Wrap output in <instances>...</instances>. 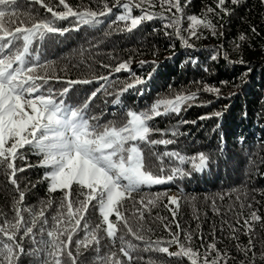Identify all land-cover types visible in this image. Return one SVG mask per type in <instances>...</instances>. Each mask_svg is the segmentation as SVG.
I'll return each instance as SVG.
<instances>
[{
	"label": "trees",
	"instance_id": "1",
	"mask_svg": "<svg viewBox=\"0 0 264 264\" xmlns=\"http://www.w3.org/2000/svg\"><path fill=\"white\" fill-rule=\"evenodd\" d=\"M108 2L111 6L114 0ZM135 2L139 3V0ZM67 3L81 11L98 10L99 7L97 0H67ZM181 3L183 5L185 0ZM206 6L215 7L214 0H191L184 7L181 34L185 39L190 23L187 17L196 15L202 18ZM143 7L157 15L162 13L159 4L155 8ZM225 7L228 14L212 17L217 34L199 28V38L192 37L189 41L192 47H185L176 37L174 28L164 27L168 21L159 18L144 21L129 33L123 30V22L112 23L121 11L114 8L111 14L101 18V24L94 27L84 25L78 31L70 30L63 35L48 34L43 41L34 43L33 59L38 56L40 62L48 63L47 73L60 78L59 81L50 80L46 87L60 89L66 86L67 80H90L89 84L73 85L65 102L80 105L92 92H97L89 105V115L99 117L101 123L120 121L127 110L143 111L158 99L174 98L177 93H195L197 99L185 105L178 115L160 116L150 122L152 127L166 133H153L151 139H167L173 143L140 144L145 159L152 162L153 171H157L159 163L156 155L165 152H178L185 157L203 153L208 157L207 166L202 171H194L190 163L184 164L181 167L190 173L188 176L151 188L142 187L140 193L133 194L135 200L161 194L150 213L145 210L143 226L145 230L151 229L146 231V239L166 241L170 238V229L179 234L181 242H185V234L191 233V246L200 253L214 242L221 252L228 254L227 264H250L253 255L254 264H264V0H240L237 5L226 0ZM54 10H62V6ZM17 11L21 13V20H26L28 13L37 19L51 17V13L35 0H18ZM140 14V9H133L134 16ZM74 23V18L69 17L57 21L56 26L71 29ZM242 35L246 37L243 41L240 40ZM123 61L130 63L132 71L114 72L113 68ZM141 61L145 63L141 65ZM133 73L145 83L123 92L119 96L121 102L114 103L121 89L132 82ZM100 76L109 79L107 82L99 80ZM206 86L219 89V94L204 91ZM22 151L26 160H17L16 166L33 165L17 173L20 190L25 195L23 205L38 211L42 202L51 200L52 207L45 212L51 223L63 193H49L48 181L44 178L49 169L39 166L41 156L27 146ZM164 162L168 165L169 158L164 157ZM173 195L178 198V207L168 204V197ZM13 196H18L14 186L0 174V222L14 215ZM95 203L89 204L80 228L73 235V242L83 239L85 221L89 230L101 222L98 208L93 207ZM249 204L251 208L247 207ZM214 206L219 212L213 211ZM134 207L138 205L134 206L133 200L128 198L121 208L133 231L138 223L133 215ZM168 208L176 209L174 219ZM252 211L262 219L251 221L252 230L248 232L243 224ZM110 220L116 222V217L112 216ZM97 235L101 237V254L107 253L111 242L102 230ZM120 235L140 246L133 256L141 258L134 259L132 264H190L187 257L143 251L145 243L128 233L123 221L117 222V237ZM233 236L237 238L233 239ZM250 239L254 247L245 255L244 249L249 247ZM20 242L26 253L34 247L27 237ZM111 251L117 252L126 264V258L119 253L118 240ZM177 251V245L169 247L170 253ZM95 257L96 253L91 249L84 251L79 264H94ZM38 259L24 254L20 256L19 264H38Z\"/></svg>",
	"mask_w": 264,
	"mask_h": 264
},
{
	"label": "snow or ice",
	"instance_id": "2",
	"mask_svg": "<svg viewBox=\"0 0 264 264\" xmlns=\"http://www.w3.org/2000/svg\"><path fill=\"white\" fill-rule=\"evenodd\" d=\"M214 2L215 7L206 6L202 18L196 15L187 17L190 23L186 29L188 38L185 39L181 34V24L184 7L190 4L191 0H185L183 5L181 0H139V3L135 0H114L111 6L108 0H97L98 10L83 11L74 9L67 0H58V3L56 0H35V3L51 13V17L37 19L34 14L28 13L26 20H21V13L17 11L18 0H0V174L8 178L14 186V191L18 193V196H13L14 215L11 219L5 217L3 222H0V264H19V258L24 254L38 257V264H79V257L89 249L96 253L94 264H125V261L117 256V252L111 251L117 240L119 253L126 258V264H132L134 259L141 258L133 256L140 246L125 240L124 235L117 237V222L120 221H123L128 233L145 243L143 251L187 257L190 264H227L228 254L221 252L214 242L205 246L203 253L194 250L191 246V233L185 234V242H181L179 234L172 233L170 229V238L166 241L146 239V231L151 229L145 230L143 226L145 210L150 213L151 208L160 200L161 194L157 193L148 198L141 196L139 200H135L133 196L140 193L142 187L151 188L171 182L177 177L188 176L190 173L181 167L184 164L190 163L192 169L197 172L207 166L208 157L203 153L185 157L178 152H165L156 155L159 163L157 171H153L152 162L145 159L140 147L141 143H173L167 139H151L153 133H166L152 127L150 122L160 116L178 115L185 105L197 99L196 94L177 93L174 98L158 99L143 111L129 109L120 121L101 123L99 117L89 115V105L97 92H92L80 105L73 106L65 102L73 85L89 84L90 80H67L66 86L60 89L46 87L50 80L59 81L60 78L47 73L48 63L40 62L38 56L33 59L34 43L43 41L48 34L63 35L70 30L78 31L84 25L94 27L101 24V18L111 14L114 8L121 11L112 23L123 22V30L131 33L142 22L159 18L168 21L164 27L174 28L176 37L185 47H192L189 41L192 37L199 38V28L208 29L216 35L212 17H219L221 13L228 14L226 0ZM231 3L237 5L240 0H231ZM157 4L162 9L159 15L143 7L148 5L155 8ZM60 6L62 10H54ZM134 8L140 9L139 16L133 15ZM69 17L75 20L71 29L56 26L57 21ZM13 24L17 26L11 27ZM252 32H256L254 27ZM165 35L169 33L165 32ZM245 39L243 35L240 37L242 41ZM144 63L141 61V65ZM113 71L119 73L132 70L130 63L123 61L119 62ZM132 76V82L121 89L114 103L121 102L119 96L123 92L145 83L144 79L136 77L134 73ZM98 79L107 82L109 78L100 76ZM203 90L219 94L217 88L206 86ZM216 115L219 116L220 113ZM171 134L175 135V132ZM26 146L34 154L41 156L39 166L49 169L44 176L48 181L49 193H63L56 214L51 217V223L45 215L47 208L52 207L51 200L42 202L38 211L23 205L25 195L20 190L17 173L24 172L33 165L17 167L16 161L26 160L22 151ZM164 157L169 158L168 165L165 164ZM128 198L133 200L134 206L138 205L133 210V215L138 221L135 231L121 211L123 201ZM93 201L96 202L93 207L98 208L101 222L89 230L85 221L83 239L73 242V235L80 228L84 214ZM168 204L178 207V198L169 196ZM247 207L251 208L252 205ZM168 210L174 219L176 209ZM213 211L219 212V209L214 206ZM112 216L116 217V222L110 220ZM261 219L256 211H252L250 217L244 220L243 226L251 232V221ZM165 227L168 228L167 225ZM101 230L111 242L110 250L104 254H101V237L97 235ZM25 237L31 239L34 245L28 253L20 242ZM236 238L233 236V239ZM173 244L177 245L178 251L170 253L169 247ZM253 247L250 239L249 247L244 249L245 255L251 252ZM250 264H254V255Z\"/></svg>",
	"mask_w": 264,
	"mask_h": 264
},
{
	"label": "rangeland",
	"instance_id": "3",
	"mask_svg": "<svg viewBox=\"0 0 264 264\" xmlns=\"http://www.w3.org/2000/svg\"><path fill=\"white\" fill-rule=\"evenodd\" d=\"M173 196H175V195H173ZM176 197V196H175Z\"/></svg>",
	"mask_w": 264,
	"mask_h": 264
}]
</instances>
